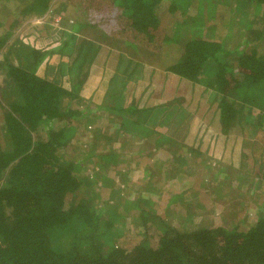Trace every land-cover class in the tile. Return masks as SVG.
Instances as JSON below:
<instances>
[{
	"label": "trees",
	"instance_id": "1",
	"mask_svg": "<svg viewBox=\"0 0 264 264\" xmlns=\"http://www.w3.org/2000/svg\"><path fill=\"white\" fill-rule=\"evenodd\" d=\"M52 1L20 0L16 9L2 5L6 19L0 23V54L19 25L46 15ZM231 1L238 4L235 13L250 7L254 11L238 27L236 50L227 45L232 34L214 40L200 17L205 5L210 13ZM65 5L79 28L99 30L129 50L130 55L116 58L117 72H127L126 79L115 81L113 75L110 81L123 86L126 95L139 67L132 57L156 66L173 60L164 72L211 91L219 110L220 135L225 137L222 146H230L229 128L238 119L264 131V0H65ZM166 17L174 20L171 26ZM18 35L11 45L17 60L0 62L6 87L15 88L14 98L6 101L0 96V129L9 143L5 149L0 138V264H264V214L248 220L245 202L231 200L233 188L223 186L231 178L246 183L252 174L234 170L231 158L230 169L205 165L190 177L174 176L173 182L186 181L192 187L202 182L212 190L173 193L164 179L203 154L194 147H184L186 156L169 149L172 138L156 128L173 119L170 105L121 107L125 98H115L112 89L96 104L92 98L98 87L89 93L84 85L93 45L63 29L44 37L33 30ZM113 98L117 106L111 107L108 101ZM101 112L112 116L108 126L85 142L90 147L86 159H74L68 151L78 130L88 128ZM125 134L145 144L130 165L151 154L152 143H157L155 149L169 150L172 164L159 182L153 180L154 170L146 167L143 173L150 185L127 192L128 197L117 196L125 189L112 188L116 186L110 178L119 174L114 171L121 165L114 146ZM103 143L107 149L95 153ZM91 159L98 160L95 165L102 171H95L94 177L104 187L92 182L96 189L85 194L81 187L87 178L80 172ZM260 170L264 174V156ZM210 191L218 195L209 196L206 204ZM165 194H171L166 202ZM222 199L228 201L220 211L221 223H216L208 209ZM173 210L189 225L202 221L186 229L158 214ZM202 215L209 217L204 220ZM128 220L138 226V233H127Z\"/></svg>",
	"mask_w": 264,
	"mask_h": 264
},
{
	"label": "rangeland",
	"instance_id": "2",
	"mask_svg": "<svg viewBox=\"0 0 264 264\" xmlns=\"http://www.w3.org/2000/svg\"><path fill=\"white\" fill-rule=\"evenodd\" d=\"M2 5H6L10 9H13V7L16 9V7L21 4L20 0H2L0 3V23L6 19V16L1 13ZM206 6L207 5L204 6L200 17L203 15V21L206 23L205 26L210 33L209 36L214 40L223 41L227 35L232 34L233 38H230L227 45L230 50H236V47L240 43L238 27H241L243 23L247 22L244 20L245 16L250 13L249 16H246L249 19L254 11L250 7L235 13V8L238 4L233 1L226 4L223 9L222 7H216V9L212 10L210 13ZM163 10L167 11V9L164 8ZM75 20L74 13L71 8H68L65 5V0H53L46 15L26 19L21 25H19L16 30L17 32L11 36L7 46L0 54V62L6 63L8 62L7 60L15 62L17 60V52H15L14 48H11V45L15 44L14 42L17 40V36H19L18 34L21 31L33 30L37 35L42 37L52 35L59 29L74 33L80 40H85L88 45H93L91 48V54L88 57L87 65H85V74H87V77L84 85L89 88V93L93 91V88L98 87L97 92L92 98L94 103L101 104L106 93L112 89L115 98H118L119 96L125 98L122 106L119 105L121 107L133 105V103L138 105L139 108L168 104L171 107L173 119L165 125L162 124L157 126L156 129L163 128L164 134L172 138L170 145L173 147H169V149H173L172 151L177 149L179 151L177 154L183 156L185 155L186 147L187 149L192 147L199 148L202 152L203 155L196 156L195 159L190 158L188 164L183 169L176 170L174 168V171L169 174L171 177L167 180L164 179L163 182L167 183L173 193H179L183 190L190 189V193L199 190L201 194L202 191L205 192L212 190V188L209 189L206 186H202V182H199L200 185H196L195 187L189 185V182L185 183L186 181L178 180L173 182L176 173H179V175H185V177H190L197 169L202 171L205 168V165H211V170H213V168L219 170L218 166H226L229 169L233 167L234 170L249 174V176L252 174V176L246 183L238 182L236 178H231L225 182V185H223L224 188L227 189L228 186L233 188L234 196L231 200L239 199L245 202L247 207L244 215H246L248 220L254 219L256 213L264 214V174H261L260 170V164L262 163L264 156V131H257L249 128L250 125L247 122L238 119L232 123L229 128V134L231 137L230 146H227L228 149L225 145L222 146V140L225 137L220 135L221 125L219 122V110L211 91L207 90L203 84L191 83L164 72L163 69L170 65L173 60L166 61L162 66H156L142 62L138 59V56H135L134 58L131 56L132 59L135 60L134 63L139 64V67L135 73V79H131V88L127 89L128 94L126 95L124 93L126 89H124L123 86H118L115 82L110 83V81L113 75H117V78L114 79L115 81H124L126 79L127 72L122 73L120 70V73L117 72L120 62H118L116 58L118 57L117 55L120 54L128 55L129 50L124 44L114 40L111 41L110 38L105 37L99 30L88 27L79 28V25ZM165 21L167 25L170 24L171 26L174 20L166 17ZM1 31L2 30L0 29V35H2ZM92 55H95V57H92ZM90 62L91 64H89ZM4 71L5 69L3 67L0 68V96L3 99L8 100L11 96L13 98L15 97V88L13 85L6 87ZM115 98L108 101L111 107L117 106V104H114L116 102ZM255 113L257 112L255 111ZM97 117L96 121L91 124L89 123L88 128L84 125L85 127L82 126L78 130V135H76L77 137L73 140L74 143H72L71 148L68 151L70 156H73L74 159L78 161H83V159H86L87 156L90 155V147H88L85 142L88 143L92 140L95 132L99 133L101 130L105 129L108 126L109 117L112 116L108 113L105 115V113L101 112ZM202 137L204 138V141H200L199 143V139ZM0 138L2 140V146L5 149H8L9 143L5 137V133L1 129ZM121 138L122 139L115 143L114 146V151L119 155V161L121 164L114 171L119 174L115 178L110 177L114 179V185L116 186L112 188L121 190L125 189L117 196L124 194L125 197H128L126 195L127 192L135 191V189L137 190L140 187L142 188L147 183V185H150V180H148L143 173L146 167L154 170L155 176L153 180L155 179V181L159 182L161 181V176L165 178L166 172L172 168V164H170L171 153L168 149L165 147L162 149V146H157L158 148H156V150L155 147L157 143H152L151 154L147 153L140 158L136 162L138 165L134 163L130 165L132 161L137 159L136 156L140 155L139 153L143 151L145 144L127 134ZM97 142L100 144L101 140L98 139ZM105 147V143L101 144L96 149L94 147L96 150L95 153L103 152L104 149H107V147ZM82 151L89 152H87V154H82ZM230 159L232 161V167H230L231 164H228L230 163ZM97 161V159L87 161L83 164L84 168L80 172L83 179L87 178L84 179V183L81 187V191L85 194L92 193V191L96 189L95 186L98 188L101 186L104 187V182L96 181L94 177L95 171L98 173L102 171L95 165V162ZM255 173H258L257 177H253ZM227 174L228 173L226 172V175ZM111 175H113V173H111ZM243 176L244 178L249 177L247 175ZM223 178L224 174L217 177L219 181ZM92 182L95 184L94 187L91 184ZM227 183H229V185ZM170 195L171 194L164 195V202L169 200ZM211 195L216 197L218 194L214 191H210L207 197H205L207 198L205 199L206 204H208V197ZM226 201L228 200H219L212 209H208L210 212L209 215L216 223H221L222 213H220V211ZM237 209L239 213L241 208L237 207ZM178 210H180L179 207ZM176 212L177 210H173L164 214L159 211L158 214L163 215L166 220H170L173 225H178L179 223L185 224L186 229L195 227L193 226L194 224L198 225L202 221L196 223L197 220H194L193 223H190L189 225L184 219H179L185 217L176 216ZM209 215L205 217H209ZM202 216L205 220L204 215ZM125 227L127 233L131 234L139 230L138 226L129 223V220L125 223Z\"/></svg>",
	"mask_w": 264,
	"mask_h": 264
}]
</instances>
